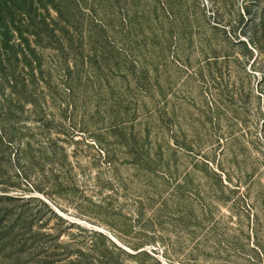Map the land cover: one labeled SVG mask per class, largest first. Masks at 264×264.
I'll list each match as a JSON object with an SVG mask.
<instances>
[{
  "label": "rangeland",
  "instance_id": "374dc122",
  "mask_svg": "<svg viewBox=\"0 0 264 264\" xmlns=\"http://www.w3.org/2000/svg\"><path fill=\"white\" fill-rule=\"evenodd\" d=\"M186 1L202 28L190 49L193 62L200 38L233 57L232 76L224 74L216 90L207 92L224 110L233 107L229 84L243 86L233 109L246 123L234 126V143H226V120L220 126L195 122L196 138L190 117L204 122L198 113L206 107V87L185 76L172 91L165 84V108L169 120L173 109L177 113L178 141L192 143L210 167L219 166L231 187L215 202L191 153H169V171H148L144 160L117 145L102 113L63 118L53 110L56 119L36 136L31 157L18 162L17 146L0 143V180L16 184L6 193L0 187V196L34 198L27 206L16 200L0 207L14 214L39 211L36 228L61 247L56 264L75 258L63 253L67 247L94 259L109 255L114 264H264V0Z\"/></svg>",
  "mask_w": 264,
  "mask_h": 264
},
{
  "label": "trees",
  "instance_id": "16d2710c",
  "mask_svg": "<svg viewBox=\"0 0 264 264\" xmlns=\"http://www.w3.org/2000/svg\"><path fill=\"white\" fill-rule=\"evenodd\" d=\"M201 29L186 0H0V143L17 146L20 162L24 155L31 157L36 136L55 121L53 110L63 118L95 111L109 121L117 145L144 160L148 171H169L164 163L169 153H191L198 160L194 167L210 181L214 201L221 202L224 197L218 195L231 187L229 177L219 166L210 167L192 143L178 141L177 113L173 109L169 120L165 108V84L169 81L172 91L176 79L185 76L206 87V107L198 113L204 122L190 117L196 138L195 122L220 126L226 120V143H234V126L246 123L233 109L243 86L229 84L233 107L224 110L207 92L216 90L224 74L232 76L233 57L200 38L194 63L190 49ZM15 185L0 180L1 193ZM33 199L1 195L0 203L22 200L27 206ZM38 213L28 208L14 214L0 207V264H56L61 247L36 228ZM63 253L75 255L68 264H114L109 255L94 259L70 247Z\"/></svg>",
  "mask_w": 264,
  "mask_h": 264
}]
</instances>
